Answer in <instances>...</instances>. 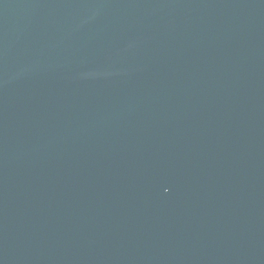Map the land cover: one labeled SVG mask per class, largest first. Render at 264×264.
Wrapping results in <instances>:
<instances>
[{
  "label": "water",
  "instance_id": "water-1",
  "mask_svg": "<svg viewBox=\"0 0 264 264\" xmlns=\"http://www.w3.org/2000/svg\"><path fill=\"white\" fill-rule=\"evenodd\" d=\"M0 264H264V0H0Z\"/></svg>",
  "mask_w": 264,
  "mask_h": 264
}]
</instances>
